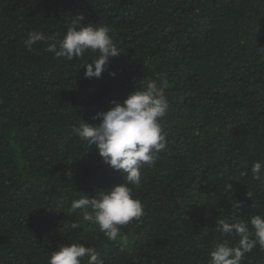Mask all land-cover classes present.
<instances>
[{"label":"trees","instance_id":"obj_1","mask_svg":"<svg viewBox=\"0 0 264 264\" xmlns=\"http://www.w3.org/2000/svg\"><path fill=\"white\" fill-rule=\"evenodd\" d=\"M79 17L108 26L121 54L98 79L84 76L92 52L56 57L45 51L51 39L25 47L33 31L58 42ZM146 80L169 102L166 150L129 185L145 215L121 227L126 243L110 241L71 202L123 178L71 129L98 125L94 115ZM257 160L264 0H0V264H47L71 243L94 247L104 264H208L217 242L239 239L215 221L264 216V176L250 174ZM241 264H264V248Z\"/></svg>","mask_w":264,"mask_h":264},{"label":"clouds","instance_id":"obj_2","mask_svg":"<svg viewBox=\"0 0 264 264\" xmlns=\"http://www.w3.org/2000/svg\"><path fill=\"white\" fill-rule=\"evenodd\" d=\"M82 19L79 17L78 23L73 22L58 42L43 32H30L24 42L26 49L31 51L34 44L51 39L45 51L54 53L56 57L72 60L92 52L96 59L84 64V76L98 79L106 70L109 59L121 54L108 26H94L92 23L79 26ZM168 109L163 86L155 80H146L144 86L129 94L122 104L111 101L109 110L94 115L92 119L99 120L98 125L82 119L78 125H73L72 133L94 146L102 162L118 171L123 178V182L96 192L94 197L81 194L71 202V211L80 210L83 221L93 226L90 231H99L110 241L119 238L126 243L127 237L121 233V227L134 220L139 221L145 215L142 202L133 198L129 185L138 186L141 167H152L158 153L166 150V134L160 121ZM250 174L253 180H260L264 176V161H254ZM242 175H248V172ZM215 223H218L222 236L235 235L239 239L234 245H230L228 240L217 242L209 252L208 264H241L245 254L252 252L257 245L264 248V216L254 215L248 221L219 219ZM68 227L75 230L80 228V224L75 222ZM85 258L86 264H104L94 247L80 243L59 245L49 252L47 264H83Z\"/></svg>","mask_w":264,"mask_h":264}]
</instances>
